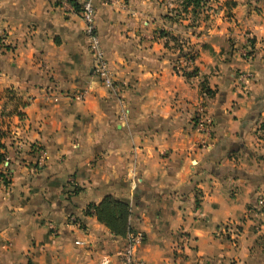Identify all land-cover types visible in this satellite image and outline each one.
<instances>
[{
    "label": "clouds",
    "instance_id": "clouds-1",
    "mask_svg": "<svg viewBox=\"0 0 264 264\" xmlns=\"http://www.w3.org/2000/svg\"><path fill=\"white\" fill-rule=\"evenodd\" d=\"M0 221V264H264V0H0Z\"/></svg>",
    "mask_w": 264,
    "mask_h": 264
},
{
    "label": "crops",
    "instance_id": "crops-1",
    "mask_svg": "<svg viewBox=\"0 0 264 264\" xmlns=\"http://www.w3.org/2000/svg\"><path fill=\"white\" fill-rule=\"evenodd\" d=\"M62 31H65V30L62 29ZM14 67H15V65H13V68H14ZM93 71H94V69H93ZM20 75L23 76V72H21ZM29 79H34V77H29ZM36 79H38V78H36ZM221 103H223V94H222V98H221ZM218 115H219V113H218ZM234 147H235V146H234ZM213 172H215V169H213ZM169 175H172V173H169ZM217 175H219V173H217ZM185 191L187 192V191H189V189H186ZM141 195H143V193H141V192L138 190V191H137V197H139V196H141ZM37 203H39V201H38ZM137 203L140 204L139 199H137ZM77 206H79V205H77ZM140 207H144V205H143V204H140ZM56 210H59V209H56ZM67 211H68L69 213H71V212H72V208L69 207V208L67 209ZM0 223H6V222H5V221H0ZM65 235H67V233H65Z\"/></svg>",
    "mask_w": 264,
    "mask_h": 264
},
{
    "label": "trees",
    "instance_id": "trees-1",
    "mask_svg": "<svg viewBox=\"0 0 264 264\" xmlns=\"http://www.w3.org/2000/svg\"><path fill=\"white\" fill-rule=\"evenodd\" d=\"M107 211L110 213L111 212V209L109 208Z\"/></svg>",
    "mask_w": 264,
    "mask_h": 264
},
{
    "label": "built area",
    "instance_id": "built-area-1",
    "mask_svg": "<svg viewBox=\"0 0 264 264\" xmlns=\"http://www.w3.org/2000/svg\"><path fill=\"white\" fill-rule=\"evenodd\" d=\"M95 71V70H94Z\"/></svg>",
    "mask_w": 264,
    "mask_h": 264
}]
</instances>
